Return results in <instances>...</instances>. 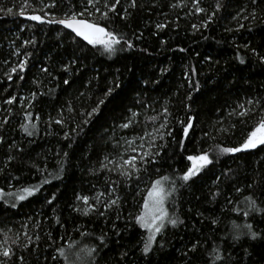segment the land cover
<instances>
[{"label": "trees", "instance_id": "trees-1", "mask_svg": "<svg viewBox=\"0 0 264 264\" xmlns=\"http://www.w3.org/2000/svg\"><path fill=\"white\" fill-rule=\"evenodd\" d=\"M29 3L21 15L24 0H0V262L264 264V145L214 151L241 144L264 115V0H120L107 20L105 0L100 12L87 0ZM85 7L123 37L115 52L28 19ZM203 152L213 162L183 180L187 156ZM157 180L178 222L166 219L145 254L136 217ZM24 187L38 191L18 200ZM85 247L96 251L78 261Z\"/></svg>", "mask_w": 264, "mask_h": 264}, {"label": "snow or ice", "instance_id": "snow-or-ice-1", "mask_svg": "<svg viewBox=\"0 0 264 264\" xmlns=\"http://www.w3.org/2000/svg\"><path fill=\"white\" fill-rule=\"evenodd\" d=\"M194 2H198V0H194ZM99 3V0H87V5L91 7V9H94L95 12H100V8H98L96 5ZM133 6H135V0H132ZM120 4V0H114L111 4L108 3V0H105L104 8L106 11L101 13V16L103 19L107 20L108 13L109 12H115L117 9V5ZM26 7H31L29 0H24V4L22 5L21 15L24 14V9ZM44 7H49V5H44ZM198 12L203 11V9L197 7L196 9ZM9 13L12 12V9H7ZM40 11H43V8L40 9ZM87 14L88 16H92L94 13L93 11L89 10V7H85L82 12H72L71 15L65 16L64 19H45L47 16V13L42 15H31L28 17V19L32 21H37L39 23H48V24H60L63 25L65 28L70 29L77 37L82 38L84 41H86L89 45H100L104 48L105 51L108 53H113L116 51V45H119L121 43V40L123 37H120L118 34L114 33L113 31H109L105 26H101L97 21L95 20H88L83 18L84 15ZM80 17V18H78ZM157 27H163V25H157ZM131 47V45H128ZM261 59H264V57H261ZM243 59H241V63H243ZM24 61L20 62L19 68L22 71L24 68ZM17 68H12V72H16ZM9 79H11V76H9ZM65 84L68 83L67 80L64 81ZM109 92H111V89H109ZM13 100H15V97L10 98L7 103H12ZM101 104L104 103L103 100L100 101ZM248 103H252V101H249ZM243 108V105L240 106ZM97 111V109H93V112ZM166 111V110H165ZM248 109H245L239 113L240 116H247L249 114ZM91 115V113H89ZM57 123H60V121H57ZM128 125L125 124L124 127H127ZM24 128V131L31 135L32 133L29 131L27 126H22ZM161 127H164V125H161ZM192 127L191 121H189L186 126L183 129L184 136L187 137L189 134V129ZM259 145H264V115H262L257 123L253 126L251 131L247 134L245 139L241 144L238 146H220L216 145L214 151H216L218 154H235L244 150H250L254 149ZM181 147H183V142L181 141ZM134 150V149H133ZM147 155V154H145ZM11 159V158H10ZM135 160L136 157H132L130 160L124 161L126 165H129L131 168L135 169ZM187 160L191 161V167L187 169V171L183 175V180L187 181L191 177L197 175L204 167L211 164L213 161L210 159L209 154L207 152H203L201 154L197 155H189L187 156ZM122 175H130V173L125 170L121 172ZM163 179H167V177H164ZM47 183V181H44ZM36 191H38V188L36 187H24L19 190V194H17L16 198L18 200H24L26 196L33 195ZM239 191V189H237ZM3 190L0 189V196H2ZM169 195L168 192L165 191L164 187L161 185V181L157 180L153 183L152 188L148 192V196L144 200L143 204V211L140 215L136 217V221L140 224V226L144 229H146L149 233L147 242L144 245L143 252L147 254L150 251L152 243L156 239V235L159 234L162 229L165 227V220L168 219V223L175 226L177 224L176 219H170L168 218V212L164 207L165 200L167 196ZM78 200H83L85 205H88L89 197L83 196L77 197ZM99 199L98 197L96 198ZM246 201L250 203L253 210H255V201L252 200L251 197H246ZM112 203H115V201H112ZM92 207V206H89ZM85 214H87V209L85 210ZM245 216H248L249 213L247 211L244 212ZM215 222V221H214ZM241 227L249 229L251 231L252 225L245 224L243 226L241 225H233V228L235 230H239ZM253 238H255L256 233H251ZM238 238V236L236 237ZM103 238H101L102 240ZM2 247V246H0ZM196 245H193V249L195 250ZM96 251L93 247H85L80 250V253H83V256L80 253L76 254L77 260H82L84 256L91 257L94 252ZM60 255L64 257V259L67 261L68 257L65 255L63 249H59ZM2 255L4 257H10L12 255V251L10 248L3 247ZM21 261L23 260V257L20 258ZM217 260L223 261V257L219 256V254L216 255ZM2 264V262H0Z\"/></svg>", "mask_w": 264, "mask_h": 264}, {"label": "rangeland", "instance_id": "rangeland-1", "mask_svg": "<svg viewBox=\"0 0 264 264\" xmlns=\"http://www.w3.org/2000/svg\"><path fill=\"white\" fill-rule=\"evenodd\" d=\"M188 161H189V160H188ZM191 164H192V162L189 161V167H191ZM161 185L164 187L165 191L167 192L164 183L161 182ZM151 188H152V187H151ZM147 196H148V194H147ZM167 198H168V196H167ZM167 198H166V200H165V204H164L165 209H166ZM166 210H167V209H166ZM142 211H143V209H142ZM142 211H141V212H142ZM165 221H166V220H165ZM144 230L146 231V242H147V238H148L149 233H148V231H147L146 229H144ZM157 235H158V234H157ZM157 235H156V236H157ZM146 242H145V243H146Z\"/></svg>", "mask_w": 264, "mask_h": 264}, {"label": "water", "instance_id": "water-1", "mask_svg": "<svg viewBox=\"0 0 264 264\" xmlns=\"http://www.w3.org/2000/svg\"><path fill=\"white\" fill-rule=\"evenodd\" d=\"M58 25H60V24H58ZM61 27H63L64 29H66L67 31H69V32H71V33H73L70 29H67V28H65L63 25H60ZM74 35H75V33H73ZM76 36V35H75ZM77 37V36H76ZM78 38H80V37H78ZM82 41H84L82 38H80ZM85 43H87L86 41H84Z\"/></svg>", "mask_w": 264, "mask_h": 264}]
</instances>
